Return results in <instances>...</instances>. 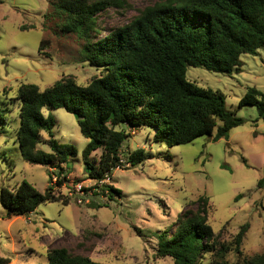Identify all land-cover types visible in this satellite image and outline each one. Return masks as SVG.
I'll list each match as a JSON object with an SVG mask.
<instances>
[{"label": "rangeland", "instance_id": "1", "mask_svg": "<svg viewBox=\"0 0 264 264\" xmlns=\"http://www.w3.org/2000/svg\"><path fill=\"white\" fill-rule=\"evenodd\" d=\"M157 1L128 0L125 9L110 8L99 15V26L104 30L123 26ZM54 5L55 0L0 2V106L9 109L2 112L6 122L0 124V188H15L26 180L40 192L53 187L55 196L69 202H46L29 215L10 218L0 202V257L9 258L8 264H48L49 248L63 246L104 264H174L171 257H157L156 233H171L180 214L200 196L209 197V223L219 234L217 250L207 253L200 264H213L218 252L231 264H244V258L262 253L264 182H259L264 178V119L257 120L255 106L239 107V102L250 87L264 91V47L256 55L242 54L241 68L230 74L187 68L189 80L221 92L227 109L245 119L228 137L214 141V130L169 147L155 141L154 128H133L123 143L120 166L103 183L88 175L83 159L88 139L77 117L63 108L45 107V115L55 118L54 137L77 150L64 167L68 182L58 186L62 177L57 169L24 160L17 141L19 101L11 98L23 83L44 89L72 76L85 85L102 69L82 61L83 39L62 30L64 17ZM118 128L129 129L125 124ZM38 147L50 151L44 143ZM138 148L150 157L131 166L128 155ZM100 155V149L92 153L97 167ZM76 184L90 190L77 192ZM108 184L122 195L109 199L103 190ZM99 204L104 206L92 207ZM245 223L250 228L237 251L234 239Z\"/></svg>", "mask_w": 264, "mask_h": 264}, {"label": "trees", "instance_id": "2", "mask_svg": "<svg viewBox=\"0 0 264 264\" xmlns=\"http://www.w3.org/2000/svg\"><path fill=\"white\" fill-rule=\"evenodd\" d=\"M127 5L128 0H55V11L64 17L62 30L83 39L82 61L102 72L85 85L72 76L44 89L23 83L11 98L19 101L17 141L24 160L57 169L62 177L58 186L68 182L64 167L77 150L54 137L55 118L45 115V107L63 108L77 117L88 139L83 150L86 169L97 181L120 166L123 143L133 128L152 127L155 141L173 147L214 130L217 141L245 122L227 109L221 92L199 86L186 74L189 66L230 74L241 68L242 54H258L264 47V0H159L123 26L110 30L99 26V15ZM245 105L255 106L257 120L264 119V91L250 87L239 102V107ZM8 110L0 106L1 125L6 122L2 112ZM121 124L129 129H119ZM42 143L50 151L39 148ZM99 149L97 167L91 157ZM148 157L144 148H138L129 153L127 163L134 166ZM263 182L264 178L259 184ZM105 189L109 199L122 195L112 184ZM53 190L48 186L40 192L24 180L15 188L2 186L0 202L8 218L29 215L46 202L68 204ZM209 209V197L200 196L180 214L171 233L158 231L157 257H171L174 264H200L207 253H215L219 234L209 223ZM249 228L245 223L235 236L237 251ZM218 255L213 264H231L223 253ZM47 260L48 264H104L63 246L49 248ZM9 262L0 257V264ZM244 264H264V251L244 258Z\"/></svg>", "mask_w": 264, "mask_h": 264}, {"label": "built area", "instance_id": "3", "mask_svg": "<svg viewBox=\"0 0 264 264\" xmlns=\"http://www.w3.org/2000/svg\"><path fill=\"white\" fill-rule=\"evenodd\" d=\"M121 162H122V160H121ZM53 171V170H52ZM53 178V180H56L54 177H52ZM103 181L104 180H102V181H98V183H103ZM75 191H77V192H82V193H84V189L82 190V185L81 184H76L75 185ZM105 192H106V194H108L109 192H108V189H105Z\"/></svg>", "mask_w": 264, "mask_h": 264}]
</instances>
